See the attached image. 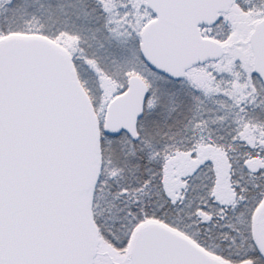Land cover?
I'll return each instance as SVG.
<instances>
[{
  "label": "snow or ice",
  "instance_id": "snow-or-ice-1",
  "mask_svg": "<svg viewBox=\"0 0 264 264\" xmlns=\"http://www.w3.org/2000/svg\"><path fill=\"white\" fill-rule=\"evenodd\" d=\"M0 264H264V0H0Z\"/></svg>",
  "mask_w": 264,
  "mask_h": 264
}]
</instances>
